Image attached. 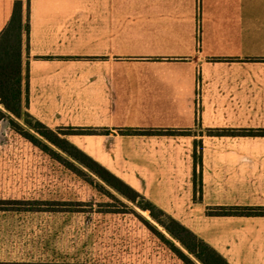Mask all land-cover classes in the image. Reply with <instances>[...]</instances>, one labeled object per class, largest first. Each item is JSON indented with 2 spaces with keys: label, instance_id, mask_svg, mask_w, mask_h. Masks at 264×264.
I'll return each instance as SVG.
<instances>
[{
  "label": "crops",
  "instance_id": "crops-1",
  "mask_svg": "<svg viewBox=\"0 0 264 264\" xmlns=\"http://www.w3.org/2000/svg\"><path fill=\"white\" fill-rule=\"evenodd\" d=\"M15 1L0 0V35ZM23 4V110L108 129L64 137L230 264H264V215L208 214L264 207V133L206 131L264 130V0ZM149 129L199 132L132 131Z\"/></svg>",
  "mask_w": 264,
  "mask_h": 264
},
{
  "label": "rangeland",
  "instance_id": "rangeland-1",
  "mask_svg": "<svg viewBox=\"0 0 264 264\" xmlns=\"http://www.w3.org/2000/svg\"><path fill=\"white\" fill-rule=\"evenodd\" d=\"M35 126L0 101V264H204L143 197L131 200Z\"/></svg>",
  "mask_w": 264,
  "mask_h": 264
},
{
  "label": "trees",
  "instance_id": "trees-1",
  "mask_svg": "<svg viewBox=\"0 0 264 264\" xmlns=\"http://www.w3.org/2000/svg\"><path fill=\"white\" fill-rule=\"evenodd\" d=\"M23 0H16L13 15L8 27L0 35V101L4 106L17 117H21L23 113L22 108V75H21V61H22V45H23V32L24 29H28V23L24 22L23 15ZM26 114L32 117L29 113ZM38 132L50 142L57 145L60 149L74 157L88 168L102 175L104 178H108V181H112L114 187L126 195L131 200H135L133 194L143 197L146 200V204L142 205V208L149 210L150 215L173 236L178 238L193 254H195L204 264H230L229 261L220 254L214 247L196 235L192 230L182 224L180 221L172 217L170 214L159 208L150 200L146 199L143 195L126 184L123 180L117 177L110 170L102 166L86 152L75 146L64 134L71 132L93 133V132H107L108 129L104 128H60L52 130L42 122L36 120V126ZM134 132H158L169 134H191L190 130H172V129H156V130H132ZM209 134L223 135V134H254L256 132L264 133V130H248V129H229V128H209L206 130ZM31 136L34 142H39L38 139L31 133H27ZM62 134V135H61ZM198 142L196 141V148ZM44 148H49L46 144H43ZM196 162L199 161L200 156L195 151ZM116 182V183H113ZM208 214L210 215H264V207H250V206H232V207H210L208 208ZM165 216L169 223L162 220L161 216ZM185 233L192 241L187 243L181 236V233ZM199 248V249H198Z\"/></svg>",
  "mask_w": 264,
  "mask_h": 264
}]
</instances>
